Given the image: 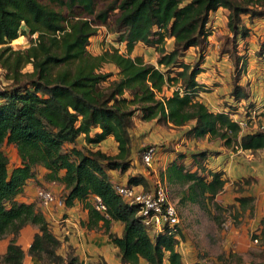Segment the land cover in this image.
I'll return each instance as SVG.
<instances>
[{
    "label": "trees",
    "instance_id": "16d2710c",
    "mask_svg": "<svg viewBox=\"0 0 264 264\" xmlns=\"http://www.w3.org/2000/svg\"><path fill=\"white\" fill-rule=\"evenodd\" d=\"M47 1L59 8L42 0H0V67L11 81L8 87L0 88V238L12 235L0 264L23 263L24 251L16 236L27 223L38 227L29 254L44 263L83 264L72 250L66 256L58 253L61 240L49 228L40 207L17 198L26 181L36 177L38 165L48 170L47 180L64 185L65 204L77 199L87 209L86 226L102 221L123 263L164 264L167 256L168 264H184L176 249L180 231L164 226L150 237L137 214L138 206L128 204L115 190L108 170L124 171L130 166L129 129L138 110L143 120L155 119L172 126L194 120L186 131L188 138H221L227 147H264L262 131L240 134L239 123L228 112L212 111L197 97L202 88L196 80L202 70L200 57L192 65L179 58L191 46L203 51L209 14L223 6L228 9L227 26L234 49L229 54L237 71L245 69L246 59L242 60L235 48L236 37L248 32L241 14H248L250 19L264 18V0ZM98 1L103 3L100 7ZM98 25L117 32V40L125 49L113 45L99 53L89 51L90 37ZM25 33L36 35L28 46L13 48L10 42ZM167 35L173 37L169 50L165 46ZM138 42L156 50V65L142 54L132 55ZM28 63L32 69L23 71ZM105 63H113L119 76L102 87L112 74L101 70ZM172 66L178 67L175 75L169 74ZM232 79L230 93L237 99L246 97L249 92L238 83L237 73ZM168 81L179 87L165 95L163 86ZM94 127L98 129L91 132ZM80 134L87 144H97L112 135L117 152L78 145ZM5 142L14 144L20 157V164L10 172L9 158L2 149ZM184 157V152H178L160 172V178L186 185L181 201L213 199L226 181L223 171L206 166V150L191 153L194 169L186 166ZM127 182L149 188L142 174H130ZM94 194L105 204L104 211L95 208ZM236 198L242 209H253V196L241 194ZM114 220L123 223L121 235L110 229ZM261 220L260 233L255 237L264 243V218Z\"/></svg>",
    "mask_w": 264,
    "mask_h": 264
},
{
    "label": "rangeland",
    "instance_id": "374dc122",
    "mask_svg": "<svg viewBox=\"0 0 264 264\" xmlns=\"http://www.w3.org/2000/svg\"><path fill=\"white\" fill-rule=\"evenodd\" d=\"M49 3L55 8H59V5L48 2L47 0H42ZM103 3L98 1V6L100 7ZM261 7V6H257ZM80 9L78 8L77 11ZM66 12V10H64ZM227 13L228 9L221 6L216 10H213L209 14L208 21L206 23L207 29V41L204 46L203 51L196 46H191L186 49L182 56H179L180 59L193 64L197 58L200 57L201 62L207 59L218 58L221 60L222 56H229L230 72H233V75L237 73L238 79L243 75L247 79L258 72L260 69L264 72V18L262 17H253L250 19L248 14H241L242 21L245 23L247 29H251L247 32V39L244 41L237 36L236 41V50L240 55H245L243 58L246 59V66L243 70L245 74H241L242 71H237L234 68L232 62V57L229 53L234 49H231V38L232 34L227 26ZM114 15H111V17ZM257 21V24L253 25V22ZM254 34L251 35V34ZM36 34H21V36L14 41H11L10 44L13 48H24L28 46L31 40L34 39ZM263 36V39L261 38ZM118 33L110 31L106 25H98L96 33L90 37L88 43V49L91 52L99 53L104 48L111 46H116L123 51L125 46L120 44L117 40ZM13 40V39H12ZM173 45V37L166 36L165 46L169 50ZM224 50V51H223ZM214 56H206V54ZM142 54L144 59L149 61H156L158 53L152 47L150 49L146 48L145 44L140 42L137 43L132 51V55ZM157 62V61H156ZM260 63L259 68L257 64ZM242 62L239 61V68L241 67ZM232 65V66H231ZM164 69L163 66H159ZM178 67L172 66L170 75H175V71ZM31 63L26 64L22 70L27 71L31 70ZM101 70L111 71L109 79L102 82L101 86L104 87L108 84L110 79L117 78L118 68L113 63H105ZM248 71V73H246ZM254 75V76H255ZM258 76V75H257ZM10 80L6 78L5 71L0 67V88L8 87ZM179 87L178 83L168 81L164 84L162 94L168 95L173 91V89ZM169 90V91H168ZM168 91V92H167ZM126 96H129L128 92L125 93ZM251 104L250 107H252ZM158 124V125H157ZM174 128L172 125L165 124L163 122H158L155 119L143 120L139 116V110L134 112L132 115V125L129 129L131 134V155L132 163L130 164L131 172H139L138 170H146L149 175L148 187H153L157 184V181L164 183L160 179V172L163 170L164 162L170 158L171 155H177L178 152H183V149H189L190 145L187 144L186 139H183V135H180L176 139L172 138L174 136ZM255 129V128H254ZM260 129V125L257 126L255 131ZM165 134V136L163 135ZM170 133V136H169ZM149 135L155 138L157 142L151 141L152 139L148 138ZM173 135V136H171ZM148 136V137H147ZM84 138L77 139L78 145H90L94 148L99 147L107 153H113L115 150V144L113 138L106 139L97 143V146L94 144H87ZM201 141L202 139H197ZM147 143H154L159 145V156L156 160V163L152 164V167H148L141 159V147ZM200 143V142H199ZM193 146V145H192ZM195 147L197 143L194 144ZM2 149L5 151L6 155L9 158L8 167H11L15 163V157H17V150L14 147V144L4 143ZM236 147H233V150H236ZM209 155H217V151L213 149H205ZM170 153H172L170 155ZM253 156H255L260 162L264 158V148L253 149ZM187 167H192L189 156L184 157ZM204 163H208V160L205 159ZM38 171V168H37ZM121 182V180H118ZM34 189H39L41 187L48 188L42 182L34 179ZM259 179L255 176H246L242 177L235 181H230L226 178L223 188L213 197V199L202 197L196 201H181V197L186 191L185 184L179 183H167L165 186L167 189L168 197L175 202L179 212L180 222L175 227L177 233L179 232V240L177 246L183 248L185 245L188 247H193L197 256L200 258H205L206 260L217 259L219 264H264V243H262L257 237L255 241V235L260 233L262 218L261 216L259 225L257 227L249 226L247 232L243 237L236 240H230L228 231L231 229L232 225H238L240 222L245 220L246 223H249L250 216L252 215V210L249 208V211L242 209L239 206L237 196L241 194L248 195L249 190H257L261 187ZM263 185V184H262ZM25 190H22L24 194ZM62 196V195H61ZM39 199L36 197L33 202L38 206ZM260 206L264 209V199L261 203L257 200H253V208L255 209ZM245 223V224H246ZM150 228V227H149ZM227 235V236H226Z\"/></svg>",
    "mask_w": 264,
    "mask_h": 264
},
{
    "label": "crops",
    "instance_id": "0c3cea01",
    "mask_svg": "<svg viewBox=\"0 0 264 264\" xmlns=\"http://www.w3.org/2000/svg\"><path fill=\"white\" fill-rule=\"evenodd\" d=\"M255 24H257V21L253 22V25ZM251 35L254 36L253 33ZM239 37L241 41L248 38L247 34ZM261 38L263 39V36ZM139 43L140 42H138V44ZM145 46L148 49L152 48L147 45ZM206 56H214V54H206ZM242 56L244 57L245 55ZM217 59L218 58H211L200 63L202 70L196 75V80L202 88L197 92V97L212 111H226L230 114L232 119L237 122L245 119L247 121L246 125L239 124L240 134L254 132L258 125L264 124V72L258 69L256 75L254 74L255 76L253 75L249 79H247L245 75H243V77L241 76L238 79V83L245 86L249 94L246 97L237 99L230 93L233 86V72H230L229 70V56L227 54V56H222L221 60ZM149 61L155 65L157 64L156 61L154 62L151 59ZM255 64H257V68H259L258 64L260 63L255 62ZM243 70L241 74H245ZM246 73H248V71H246ZM168 95H170V93ZM251 104H253L252 107H250ZM193 124L194 120H191L181 126H173L174 128H172L174 132H179L174 133V136L171 135L173 136L172 138L176 139L180 135H183V139H186L187 144L190 145L189 149H183L186 157L189 156L191 161L190 156L193 152L205 150L207 148L216 150L218 152L217 155L207 154L206 160H208V163H205L206 166L212 170L223 171V177L225 179L228 178L230 181H235L248 175L257 177L260 181L259 183L261 187L255 191L249 190L248 195L253 196V200H257L261 203L264 199V158L262 159V162H260V160L253 156V149L250 148L235 146L237 149L233 150V147L225 146L221 138H199L202 139L201 141H198L197 138H188L185 135L186 131ZM97 129L98 127H94L91 132ZM163 135L165 136L164 133ZM81 138H84V134H80L77 139ZM109 138H113V136L110 135L106 139ZM148 138L152 139L151 141L154 140L153 142H157V140L151 137V135H149ZM113 141L115 144V150L113 153H116L117 142L114 138ZM196 143L197 146L199 145L198 147L194 146ZM94 145L97 146V144ZM257 149L259 150V148ZM171 154L172 153H170V155ZM132 155H130V159L132 158ZM174 157L175 155H171L170 158L164 162L163 169ZM131 163L132 160L130 164ZM18 164H20V157L17 153L15 163L11 165V167H8V171L10 172L11 169ZM130 167L131 165L124 171L120 169H109L108 172L112 182H114V184L127 182L130 174H142L145 176L147 181L149 180V175L146 170H143L142 168L138 170L139 172H131ZM37 168L38 171L36 172V177L30 178L26 181L23 188L25 190L24 194L22 192L19 193L17 198L27 202H31L36 198L37 189L33 188L35 185L34 179L38 180V182H42L45 186L52 189L56 196L63 197L64 185L58 181L47 180L45 178V173L48 170L44 166L38 165ZM194 168L195 166H193L192 169ZM61 173H63V170H61ZM118 180H121V182ZM161 181L164 182L163 179H161ZM141 185L142 184H140V186ZM38 206L48 221L51 231L61 240V243L57 248L58 253L66 256L68 251L72 250V252L78 256L79 260L83 264H130L122 262L119 248L110 240L107 232L104 231V228L101 226V220H99L98 224L93 227L86 226L85 223L88 218V211L83 207L79 200L75 199L71 204H65V202L61 204H41V202H38ZM247 210L249 211V208H247ZM251 212L252 215L250 216L249 223H246L244 220L238 225L231 226V229L228 231L229 237H227L230 239H226L228 240L227 242L243 237L249 226L252 227V225H254V227H257L259 225L261 216H264V209L258 206L256 209L254 207ZM110 229L116 234L121 235L123 223L119 220H114ZM146 229L150 237H154V235L159 231L155 227H146ZM36 231H38L37 225L27 223L20 229L16 236V242L20 244L24 251L22 264H52L48 262L44 263L36 256H32L28 252V248ZM11 236L12 235L9 234L0 238V258L6 251ZM176 249L181 253L184 264H194L196 262L219 264L217 259L206 260L205 258L202 259L198 257L193 247L185 245L183 248H180L176 244ZM166 257L167 256L164 258V264H168ZM141 262L146 263V260L141 258Z\"/></svg>",
    "mask_w": 264,
    "mask_h": 264
},
{
    "label": "built area",
    "instance_id": "2783aa9c",
    "mask_svg": "<svg viewBox=\"0 0 264 264\" xmlns=\"http://www.w3.org/2000/svg\"><path fill=\"white\" fill-rule=\"evenodd\" d=\"M240 125H246L247 121L244 119L238 121ZM260 131L264 134V124L260 125ZM159 145L154 143H147L141 147V159L145 165L152 167V164L158 159ZM115 190L128 204H135L138 206L137 214L141 216L142 221L146 227H155L157 230H163L164 226L170 227V230L176 231L175 227L179 224V212L177 205L173 202L167 193L164 183L157 181L153 187L145 189L144 186L134 183H115ZM36 197L41 204L64 202L63 198L56 196L54 191L50 188L41 187L36 190ZM92 201L95 208L100 211L106 209L105 204L101 201L99 195L94 194ZM256 241L257 238L255 237Z\"/></svg>",
    "mask_w": 264,
    "mask_h": 264
}]
</instances>
